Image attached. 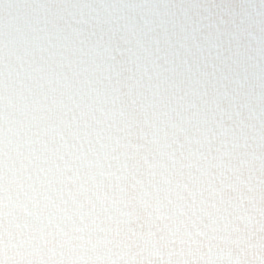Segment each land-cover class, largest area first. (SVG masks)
Returning <instances> with one entry per match:
<instances>
[{
	"label": "clouds",
	"instance_id": "9594fccd",
	"mask_svg": "<svg viewBox=\"0 0 264 264\" xmlns=\"http://www.w3.org/2000/svg\"><path fill=\"white\" fill-rule=\"evenodd\" d=\"M14 2L0 0L6 20ZM33 3L49 8L41 9L45 34L63 38L57 84L79 85L86 111L80 121H69L56 111L69 97H58L52 107L33 97L18 65L28 61L36 34L25 29L11 42L5 38L0 264H40L57 249L61 258L65 250L77 252L84 229L77 209L58 211L67 185L57 158L68 154L87 185L104 174L101 153L115 168L133 173L142 190L129 202L146 204L149 217L154 212L160 219L161 234L149 226L129 243L126 221L109 217L88 232L89 258L118 264L126 249L115 257L112 252L124 244L140 246L155 260L174 243H199L231 264H264V200L252 191L254 164L264 169L254 151L255 71L264 33L253 15L264 0ZM110 72L119 80L114 87ZM81 139L90 146L76 154ZM116 196L122 199L123 191ZM49 217L55 229L45 223Z\"/></svg>",
	"mask_w": 264,
	"mask_h": 264
},
{
	"label": "snow or ice",
	"instance_id": "6c2138e0",
	"mask_svg": "<svg viewBox=\"0 0 264 264\" xmlns=\"http://www.w3.org/2000/svg\"><path fill=\"white\" fill-rule=\"evenodd\" d=\"M41 9L44 13L49 11L48 6L37 5L33 3V0H15L7 20L0 12V49L5 46L6 37L11 42L25 29L36 34L34 41L29 44V59L26 63H22V66L18 65V70L23 72L26 80H30V91L33 97H39L41 102L49 107L56 105L58 97H69L65 103L56 106V111L61 115H66L69 121H80L84 118L86 111L82 101L83 93L79 90V85L68 89L57 84L56 77L61 71L62 52L65 45L62 36L45 34L44 24L47 22V16L41 13ZM53 10L62 11L64 9L61 7ZM253 15L261 32L264 33V8L257 6ZM85 43L86 41H80V48H83ZM107 80L112 83L113 87L119 83L118 78L114 77L111 72ZM6 84L4 65L0 61V96L3 95ZM255 89L257 90L255 103L258 113L256 124L258 131L255 136L254 151L257 154L256 164H258L259 160L264 159V47L259 50L255 71ZM89 146L87 141L81 139L76 142V149L73 151L78 154L82 148L87 152ZM100 159L103 161L104 174H97L95 183L89 179L85 185L84 181L77 177L76 168L71 166L72 161L68 154H65L63 160L57 158L58 163L65 168L64 181L67 185L60 197L61 208L58 211L62 214L63 210L68 209L69 206L77 209L78 224L84 232L82 238L75 241L78 245L77 252L67 253L65 250V255L61 258V251L57 249L51 259L46 257L40 264H116L114 259L108 257L103 260L96 259L95 256L89 258L85 251L89 247L87 239L89 230L93 228L98 230L109 217L112 218L113 223L121 219L126 221L130 229L128 231L129 243L132 238L139 239L149 226L158 236L161 234L158 230L161 227V221L155 213L152 212L149 217L148 213L151 209L146 211V204L137 203L135 200L129 202L132 194L142 190L138 180L133 177V173L123 168H115L111 159H106L103 153L100 154ZM254 170L252 191L264 200V169L254 164ZM40 176L43 177L44 172H40ZM136 176L143 180L140 173H136ZM144 186L148 189V193L155 195L151 184L144 181ZM101 188L103 200L97 195ZM120 191L124 193L122 199L116 196ZM148 193L145 195L147 196ZM52 219L49 217L45 223H50L55 229ZM76 235L81 236L79 232ZM252 239L254 240L255 237ZM121 249H126V255L121 256L118 264H231L230 261L214 255L208 247L199 243H194L190 247L174 243L162 259L158 257L155 260L146 251H142L138 245L126 248V245L121 244L120 248L113 250L112 256L115 257ZM236 264L240 262L237 261Z\"/></svg>",
	"mask_w": 264,
	"mask_h": 264
}]
</instances>
